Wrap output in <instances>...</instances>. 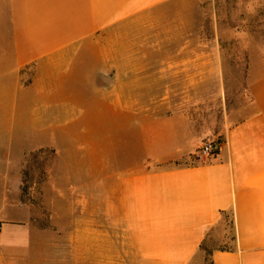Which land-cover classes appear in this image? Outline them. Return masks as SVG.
Returning a JSON list of instances; mask_svg holds the SVG:
<instances>
[{
	"label": "crops",
	"instance_id": "0c3cea01",
	"mask_svg": "<svg viewBox=\"0 0 264 264\" xmlns=\"http://www.w3.org/2000/svg\"><path fill=\"white\" fill-rule=\"evenodd\" d=\"M175 1L0 0V264L40 260L49 231L34 225L21 182L28 157L50 148L60 181L73 179L75 239L90 233L91 262L205 264L200 246L226 243L230 219L233 247L212 250L211 264H264V74L250 81L241 116L216 138L221 151L202 161L206 141L160 102L142 95L136 158L116 153L130 143L132 112L84 110V101L93 108L114 98L99 78V56L114 51L99 40ZM157 52L142 47V55ZM186 157L191 164L166 165ZM59 195L67 199L66 189Z\"/></svg>",
	"mask_w": 264,
	"mask_h": 264
},
{
	"label": "rangeland",
	"instance_id": "374dc122",
	"mask_svg": "<svg viewBox=\"0 0 264 264\" xmlns=\"http://www.w3.org/2000/svg\"><path fill=\"white\" fill-rule=\"evenodd\" d=\"M99 45L114 51L99 56L100 82H109L114 98H98L93 108L84 101L83 107L103 113L132 112L130 143L116 145V153L119 149L123 157H142L136 127L142 122V95L162 103L164 113L183 115L200 142L216 140L241 116L250 81L264 74V0H176L116 26L115 35L100 39ZM142 47H156L161 53L142 55ZM74 110L75 103H69L68 122ZM191 162L186 157L166 165ZM59 173L58 151L50 148L31 154L22 175V201L32 210L34 225L49 231L37 264H143L90 261V233L75 239V217L80 212L73 179L62 182ZM60 189H66L67 199L60 197ZM86 207L83 222L89 225ZM228 221L226 243L215 238L203 243L205 264H210L212 250L233 247Z\"/></svg>",
	"mask_w": 264,
	"mask_h": 264
},
{
	"label": "built area",
	"instance_id": "2783aa9c",
	"mask_svg": "<svg viewBox=\"0 0 264 264\" xmlns=\"http://www.w3.org/2000/svg\"><path fill=\"white\" fill-rule=\"evenodd\" d=\"M222 149V144L218 140H210L204 142L202 146L199 148L197 153V159L202 161L208 158L214 157L217 155ZM1 224H0V232H1Z\"/></svg>",
	"mask_w": 264,
	"mask_h": 264
},
{
	"label": "trees",
	"instance_id": "16d2710c",
	"mask_svg": "<svg viewBox=\"0 0 264 264\" xmlns=\"http://www.w3.org/2000/svg\"><path fill=\"white\" fill-rule=\"evenodd\" d=\"M200 248L202 249L203 248V244L200 246ZM204 250V249H203ZM211 253H209V255H210ZM210 264H211V262H210Z\"/></svg>",
	"mask_w": 264,
	"mask_h": 264
}]
</instances>
